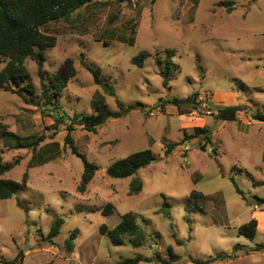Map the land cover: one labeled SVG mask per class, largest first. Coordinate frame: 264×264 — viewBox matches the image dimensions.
<instances>
[{
    "label": "rangeland",
    "instance_id": "obj_1",
    "mask_svg": "<svg viewBox=\"0 0 264 264\" xmlns=\"http://www.w3.org/2000/svg\"><path fill=\"white\" fill-rule=\"evenodd\" d=\"M220 1L95 0L41 27L56 37L41 73L50 77L69 57L76 74L53 97L65 112L61 120L39 97L32 104L0 89V121L20 136L41 138L35 149H7L0 140L3 161H18L2 176L21 181L27 173L25 185L0 200V264H120L137 255L149 258L138 264H166L157 254L168 259L169 246L178 257L167 264H264V251L246 252L264 242V231L253 239L238 232L255 207L264 210L255 199L264 198V122L252 117L264 113V0H232L230 12ZM166 49L174 50L176 67L164 86L155 59ZM142 50L148 55L139 66L132 59ZM24 63L40 94L37 62ZM86 65L99 67L114 87V95L105 94L111 110L140 105L95 131L73 125L74 144L98 166L80 192L83 161L64 136L70 118L93 113L95 92H103ZM194 92L190 112L168 101ZM224 104L246 108L225 120L216 116ZM203 126L211 129L210 140L194 135ZM163 139L178 142L168 155ZM146 148L157 158L137 171L142 189L130 194L131 177H112L107 167ZM39 155L43 163H36ZM192 190L202 195L191 198ZM107 203L112 208L104 214ZM126 212L145 231L140 247L128 236L114 245L100 231ZM57 219L58 232L49 236Z\"/></svg>",
    "mask_w": 264,
    "mask_h": 264
},
{
    "label": "trees",
    "instance_id": "obj_2",
    "mask_svg": "<svg viewBox=\"0 0 264 264\" xmlns=\"http://www.w3.org/2000/svg\"><path fill=\"white\" fill-rule=\"evenodd\" d=\"M95 0H0V89L11 91L20 96L25 102L38 104L36 102L39 97L43 103L50 107L51 110L58 114V120L65 117V112L60 111L57 104L53 101V97L58 95L61 90L66 87L67 83L76 74L73 60L69 57L65 58L58 70L50 77L46 78L41 73L42 63L46 59L45 50L56 44L54 35L46 34L41 27L50 21L59 19H67L74 11L83 6L90 5ZM128 2L132 0H126ZM223 5L228 12L233 10L234 1L222 0ZM133 38L127 39L129 43H133ZM174 50L166 49L164 58L157 57L155 63L159 68L162 76L163 85H167L169 76L173 73L176 64L170 58ZM148 53L144 50L140 51L133 57L132 62L142 65ZM32 57L38 64L40 74V94L37 91L31 79V74L25 65V59ZM92 73L94 82L102 86L103 92L96 91L92 99L94 112L91 114L75 115L70 118L67 132L64 136V142L69 145L71 151L81 157L83 161V172L77 186L80 192H84L87 185L94 177L95 171L98 169L97 164L89 161L83 153H81L73 142L71 131L73 125H81L88 131H95L99 126L103 125L109 118L121 117L132 109H135L140 103L130 104L127 107L120 105L118 110H111L105 101V94L114 95V87L103 81L101 78V69L99 67L92 68L87 66ZM245 86L240 83L239 87ZM198 93L194 92L185 98L173 97L168 100L172 102L181 112H190L196 107V98ZM244 104H224L216 106V116L221 119L235 120L238 112L245 109ZM253 118L264 121V113L255 112ZM211 129L209 127H195L194 135L205 136L210 140ZM0 140L7 149L32 148L35 149L41 138L36 136H20L9 130L3 122L0 121ZM165 146V154L172 152L178 142L163 139ZM35 157V156H33ZM39 162L43 163L46 159L39 155ZM157 156L149 149H140L131 152L125 157L114 160L108 167L107 173L112 177H131L129 184V193H138L142 189V181L136 176L137 171L153 162ZM18 163L17 160L5 162L0 155V200L11 197L18 189L22 188L26 183L27 173L25 172L21 181L3 177L2 174L12 169ZM33 164V163H32ZM237 192L243 197V191L237 187ZM201 192L192 190L190 197L201 196ZM256 203H264V198L255 197ZM167 205V203H164ZM112 208L111 203H107L103 209V213L107 214ZM168 213V212H167ZM62 220L57 219L51 227L49 236L55 235ZM102 233H107L114 245L124 243L125 236L129 237V242L134 247L142 246L146 237L145 231L137 223L136 215L133 212H126L121 215L119 222L112 228L107 229L103 224L100 228ZM78 230H74L73 236H76ZM238 232L246 237L253 239L257 232V219L252 217L249 221L239 225ZM169 258H160L163 263H170L177 259V255L173 253L171 246L168 248ZM264 251V242L257 243L255 246L247 248L246 252ZM21 253L17 255L19 257ZM215 258H210L208 262ZM146 256L137 255L120 260V264H138L141 261H148ZM49 264H52L51 262Z\"/></svg>",
    "mask_w": 264,
    "mask_h": 264
},
{
    "label": "crops",
    "instance_id": "obj_3",
    "mask_svg": "<svg viewBox=\"0 0 264 264\" xmlns=\"http://www.w3.org/2000/svg\"><path fill=\"white\" fill-rule=\"evenodd\" d=\"M262 89L264 90V88H262ZM237 117H238V115H237ZM262 158L264 160V152H263ZM252 214L257 219V231H259V230L264 231V226H262V222H261V217L264 216V210H262L260 207H255Z\"/></svg>",
    "mask_w": 264,
    "mask_h": 264
}]
</instances>
